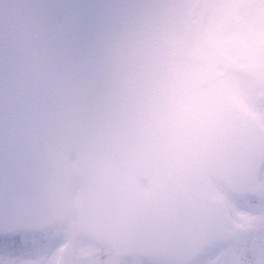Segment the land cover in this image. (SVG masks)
Masks as SVG:
<instances>
[{"label":"water","instance_id":"95a60500","mask_svg":"<svg viewBox=\"0 0 264 264\" xmlns=\"http://www.w3.org/2000/svg\"><path fill=\"white\" fill-rule=\"evenodd\" d=\"M263 5L0 0V236L75 217L105 247L192 264L249 234L213 185L261 189L264 127L233 87L264 102L245 27Z\"/></svg>","mask_w":264,"mask_h":264},{"label":"flooded vegetation","instance_id":"af4514ba","mask_svg":"<svg viewBox=\"0 0 264 264\" xmlns=\"http://www.w3.org/2000/svg\"><path fill=\"white\" fill-rule=\"evenodd\" d=\"M254 18H256V16L247 20L246 38H248L249 41L256 39L264 40V31L257 27L255 20H253ZM255 28H257V30H255ZM242 87H244L246 93L243 90L241 94L243 102L241 101V103L247 110L255 115L259 123L264 127V102L259 100L258 91L249 83H243ZM259 182L261 189L257 197L241 198L230 195L222 187L214 184L213 190L215 196L226 202L234 222L237 225L248 227L249 234L239 237L235 242L218 245L193 264L206 261L209 255L215 264H264V167L261 170ZM236 210L245 213L241 214L243 220L238 219V213L237 215L235 213ZM249 216H257V222L244 219V217ZM260 224L261 226H258ZM73 260L77 264H89L90 262L104 263V258ZM119 261H121L120 263L122 264L139 262L134 259H119Z\"/></svg>","mask_w":264,"mask_h":264},{"label":"rangeland","instance_id":"374dc122","mask_svg":"<svg viewBox=\"0 0 264 264\" xmlns=\"http://www.w3.org/2000/svg\"><path fill=\"white\" fill-rule=\"evenodd\" d=\"M253 20H255L257 27L264 31V28H262L264 27V10ZM255 30H257V28H255ZM243 90L246 93L244 87L241 85L237 86L236 88V97H238L242 102L243 98L241 94ZM73 161L75 162V159H73ZM73 190L74 198L78 199L80 194V184L78 182L74 183ZM235 213L236 215L238 213V219L243 220L241 214L244 212L236 210ZM244 219L257 222L258 217L249 216L244 217ZM258 226H261V224ZM76 228V218L74 217L70 220L68 225L56 227L47 233L37 235L21 234L19 235V242L22 245L39 246L42 243H45V247L42 248L37 257H22L10 255L9 253L5 252L0 253V264H77L73 259H83L84 257L104 258V263L90 262L89 264H122L120 263L121 261H119L121 257L119 251H116L115 254L105 255L107 250L94 244L93 242L86 241L84 238L79 237L77 235ZM13 238L15 237L0 240V245L5 246L15 243V241L12 240ZM207 258L208 259L206 261H200L197 264H215V262L212 261L210 255L207 256ZM128 264L142 263L135 262Z\"/></svg>","mask_w":264,"mask_h":264},{"label":"trees","instance_id":"16d2710c","mask_svg":"<svg viewBox=\"0 0 264 264\" xmlns=\"http://www.w3.org/2000/svg\"><path fill=\"white\" fill-rule=\"evenodd\" d=\"M78 235V234H77ZM16 238V239H15ZM15 238H13L12 240H14L15 241V244H17V243H19V236H15ZM1 239H7V238H4V237H0V240ZM2 245H0V247H1ZM31 246H35V245H31ZM32 249H34L35 250V252L38 250V249H36V248H32ZM26 250H28V247H26ZM4 252H6V246H2V250L0 251V253H4ZM35 252L33 253V254H28V253H26L24 256L25 257H37V255L35 254ZM114 252L113 251H106V254L105 255H109V254H113ZM102 255H104V254H102Z\"/></svg>","mask_w":264,"mask_h":264}]
</instances>
